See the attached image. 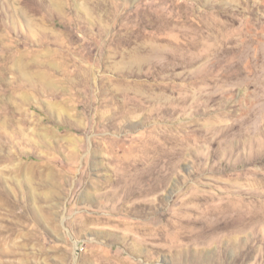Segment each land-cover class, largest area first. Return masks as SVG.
Wrapping results in <instances>:
<instances>
[{"label":"rangeland","instance_id":"obj_1","mask_svg":"<svg viewBox=\"0 0 264 264\" xmlns=\"http://www.w3.org/2000/svg\"><path fill=\"white\" fill-rule=\"evenodd\" d=\"M0 264H264V0H0Z\"/></svg>","mask_w":264,"mask_h":264}]
</instances>
